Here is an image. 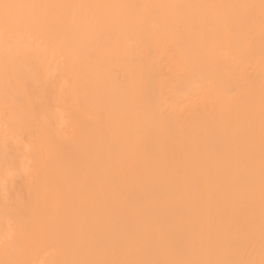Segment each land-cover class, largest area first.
I'll use <instances>...</instances> for the list:
<instances>
[{
    "label": "bare ground",
    "instance_id": "1",
    "mask_svg": "<svg viewBox=\"0 0 264 264\" xmlns=\"http://www.w3.org/2000/svg\"><path fill=\"white\" fill-rule=\"evenodd\" d=\"M0 264H264V0H0Z\"/></svg>",
    "mask_w": 264,
    "mask_h": 264
}]
</instances>
